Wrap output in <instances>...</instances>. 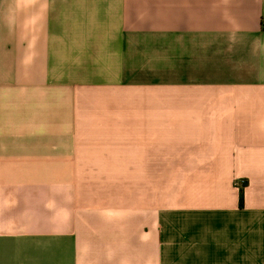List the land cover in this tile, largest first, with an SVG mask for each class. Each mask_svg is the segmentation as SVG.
Masks as SVG:
<instances>
[{
  "label": "crops",
  "instance_id": "1",
  "mask_svg": "<svg viewBox=\"0 0 264 264\" xmlns=\"http://www.w3.org/2000/svg\"><path fill=\"white\" fill-rule=\"evenodd\" d=\"M0 264H264V0H0Z\"/></svg>",
  "mask_w": 264,
  "mask_h": 264
},
{
  "label": "trees",
  "instance_id": "2",
  "mask_svg": "<svg viewBox=\"0 0 264 264\" xmlns=\"http://www.w3.org/2000/svg\"><path fill=\"white\" fill-rule=\"evenodd\" d=\"M244 186V183H243ZM243 203V191L242 188L239 190V205L242 206Z\"/></svg>",
  "mask_w": 264,
  "mask_h": 264
},
{
  "label": "built area",
  "instance_id": "3",
  "mask_svg": "<svg viewBox=\"0 0 264 264\" xmlns=\"http://www.w3.org/2000/svg\"><path fill=\"white\" fill-rule=\"evenodd\" d=\"M243 181L242 180H238L236 181V187L240 190L241 188H243Z\"/></svg>",
  "mask_w": 264,
  "mask_h": 264
}]
</instances>
